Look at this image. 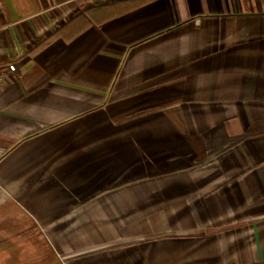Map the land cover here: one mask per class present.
Here are the masks:
<instances>
[{"label": "crops", "instance_id": "obj_1", "mask_svg": "<svg viewBox=\"0 0 264 264\" xmlns=\"http://www.w3.org/2000/svg\"><path fill=\"white\" fill-rule=\"evenodd\" d=\"M94 1L5 0L0 264H264V0H148L31 53Z\"/></svg>", "mask_w": 264, "mask_h": 264}, {"label": "trees", "instance_id": "obj_2", "mask_svg": "<svg viewBox=\"0 0 264 264\" xmlns=\"http://www.w3.org/2000/svg\"><path fill=\"white\" fill-rule=\"evenodd\" d=\"M148 0H97L82 11L75 14L63 25L57 27L53 32L44 38L36 39L31 53L41 46H46L58 38L72 39L92 25L101 24L104 21L124 14L138 8ZM105 11L106 13H100ZM99 14H101L99 16ZM35 47V48H34ZM43 47V48H44Z\"/></svg>", "mask_w": 264, "mask_h": 264}, {"label": "built area", "instance_id": "obj_3", "mask_svg": "<svg viewBox=\"0 0 264 264\" xmlns=\"http://www.w3.org/2000/svg\"><path fill=\"white\" fill-rule=\"evenodd\" d=\"M4 5H5V0H0V17L3 14ZM17 69L18 68L15 63H9L6 67H0V89L2 87L3 82L6 80V73L8 71L16 72Z\"/></svg>", "mask_w": 264, "mask_h": 264}]
</instances>
